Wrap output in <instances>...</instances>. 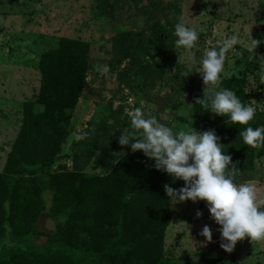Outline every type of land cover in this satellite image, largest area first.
Segmentation results:
<instances>
[{
    "label": "rangeland",
    "instance_id": "374dc122",
    "mask_svg": "<svg viewBox=\"0 0 264 264\" xmlns=\"http://www.w3.org/2000/svg\"><path fill=\"white\" fill-rule=\"evenodd\" d=\"M152 1L155 3L151 4L156 14L154 17L160 19L163 4L171 0ZM179 3L180 17L186 26L194 28L199 34L196 47L191 51L192 59L184 48H175V37L170 40L172 43L169 44L167 58L157 55L154 60L166 63L165 70L145 67V73L142 71L131 88L121 80V72L127 67L128 59L115 67L110 63L111 38L120 29L145 28L149 33L157 20L147 19L138 11L133 0H0V171L27 174L24 161L32 160L37 154L38 145L33 149L26 148L22 144L25 136L20 140L19 134L26 115L33 114L42 106L37 102L42 84L41 54L57 48L63 37L79 39L89 51L92 65L72 122L73 135L81 138L94 134L100 128L105 133L111 130L114 134L110 138V146H114L122 130L130 127L126 110L142 105L174 132L185 130L190 124L202 132V126L194 121L192 106L195 95L203 92L205 85L197 72L188 74V69L198 66L205 50L218 47V41L238 35L241 43L227 54L219 88L209 86V91L227 88L245 104L255 100L256 118L248 125L232 124L226 115L219 116L221 123L214 127L216 134L222 135L220 143L224 145L225 154L234 158L248 156L247 146L236 134L252 127L253 123L256 127L264 126V82L261 80L264 73V0H180ZM251 38L262 41L254 53L248 48ZM247 51L258 63L255 73L246 69ZM146 60V65H150L151 56L148 55ZM99 65L109 67L108 77L96 71ZM150 76L153 77L150 79ZM230 79L240 80V83L228 86ZM239 91L243 95H238ZM176 99L182 106H175ZM121 108L123 114L117 121L109 117ZM102 118H108V124L98 126L97 122ZM118 147L127 151L120 144ZM72 153L67 146L59 162L71 168ZM252 155L254 168L239 172L235 182L255 183L259 198L264 199V148H253ZM88 170L92 171V166ZM95 172L106 175L108 170L99 166ZM45 196L50 204L51 192H46ZM170 204L172 218L159 239L166 253L180 261L199 252H209L213 258L227 253L220 247L221 233L218 229L221 226L210 218L205 201L194 203L188 200L174 204L170 198ZM109 207L112 206L105 203L104 208ZM197 210L203 213L199 218L196 217ZM204 225L212 229V242H206V238L199 234ZM56 226V219L51 216H43L39 221V227L45 231H52ZM72 228L78 239L89 240L90 245L101 244V240L109 236L108 231L98 228L96 219L91 222L85 217H81L80 221L73 218ZM46 242L44 235L35 241L38 245ZM231 253L236 262L231 264H264V241L251 242L246 237L237 242Z\"/></svg>",
    "mask_w": 264,
    "mask_h": 264
},
{
    "label": "trees",
    "instance_id": "16d2710c",
    "mask_svg": "<svg viewBox=\"0 0 264 264\" xmlns=\"http://www.w3.org/2000/svg\"><path fill=\"white\" fill-rule=\"evenodd\" d=\"M179 1L163 4L159 19L154 17L152 0H133L147 19L157 20L149 33L145 28L120 29L111 38L112 67L128 59L121 72L122 83L128 87L133 88L145 67L165 70L166 63L154 60L157 55L167 58L170 40L176 37L175 24L181 18ZM148 55L152 58L150 65H146ZM245 59L246 69L255 73L258 63L251 52ZM91 66L89 51L79 39L63 37L57 48L41 54L42 84L37 102L43 110L26 115L19 134L20 140L25 136L22 144L26 148L38 145L37 154L24 161L27 174L0 171V264H231L233 253L213 258L209 252H199L180 261L162 249L159 239L173 213L163 185L178 189L184 184L182 180L173 182L167 173L153 167L152 159L142 151L133 153L128 145L123 147L125 155L117 159L113 153L121 152L122 147H118V141L110 146L114 131L105 133L100 128L81 138L73 135L72 122ZM235 82L239 84L240 80L230 79L227 85ZM202 95H195L192 109L196 125L206 131L221 122L219 116L195 103ZM238 95L243 94L239 91ZM175 106H182L179 99ZM122 114L121 108L109 117L117 121ZM97 123L106 125L108 118ZM252 127L257 128L254 123ZM239 133L236 135L242 138ZM217 135L222 140V135ZM67 146L73 151L71 168L58 160ZM246 146L248 156L232 157L239 172L255 166L253 148ZM90 166L92 171L88 170ZM99 166L108 173L95 172ZM46 192H51L50 204ZM105 203L112 207L104 208ZM43 216L55 218L56 228L42 230L39 221ZM81 217L91 222L96 219L98 228L108 231L103 243L90 245L89 240H80L72 233L73 218L80 221ZM42 235L47 242L36 244Z\"/></svg>",
    "mask_w": 264,
    "mask_h": 264
},
{
    "label": "clouds",
    "instance_id": "9594fccd",
    "mask_svg": "<svg viewBox=\"0 0 264 264\" xmlns=\"http://www.w3.org/2000/svg\"><path fill=\"white\" fill-rule=\"evenodd\" d=\"M175 48H184L192 59L191 51L196 47L199 34L194 28L186 26L183 18L175 24ZM241 43L238 35H231L218 41V47L205 50L198 66L188 69V74L195 71L205 85L202 98H196L204 111H210L217 116H229L232 124L248 125L256 115L255 100L248 104L242 103L236 93L227 88H219L222 74L225 70L227 54L237 44ZM262 43L251 38L248 48L254 50ZM96 71L108 77L110 69L107 65H99ZM264 82V73L261 74ZM43 110V106H41ZM130 119V127L122 130L118 137L121 146L128 145L131 151H142L154 161L153 167L167 173L172 181L179 179L183 186L176 189L166 183L165 193L176 204L191 200L205 201L210 212V218L221 227L220 247L231 253L237 242L249 237L252 241H264V199L259 198V189L255 183H236L235 177L239 168L232 162V156L225 154L221 138L214 129L198 131L191 127L174 132L173 129L161 123L156 116L143 107L126 110ZM245 145L254 149L264 148V126L247 127L240 132ZM119 159L125 155L121 150L113 153ZM116 161H114L115 163ZM203 215L197 210L196 217ZM200 235L206 242H212V229L204 225Z\"/></svg>",
    "mask_w": 264,
    "mask_h": 264
}]
</instances>
